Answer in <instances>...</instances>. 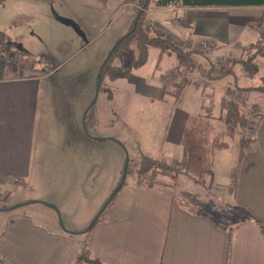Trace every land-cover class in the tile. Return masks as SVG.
I'll return each mask as SVG.
<instances>
[{"label": "rangeland", "instance_id": "1", "mask_svg": "<svg viewBox=\"0 0 264 264\" xmlns=\"http://www.w3.org/2000/svg\"><path fill=\"white\" fill-rule=\"evenodd\" d=\"M168 10L173 8L156 9L150 6L148 12L145 10L147 19L144 25L148 29L158 28L159 20L171 16L172 11ZM131 15V7L118 0H0V31H6L8 35L6 47L0 52L10 57L9 54L13 55L21 49L24 55L20 54L19 58L14 57L13 60L9 58L10 62L13 64L19 59L37 61L44 72L42 86L45 97L41 96L43 106L37 120L40 143L46 157L53 154L59 161L53 169L56 174L49 173L50 168L43 167L34 173L30 181H10L7 191L12 200L17 201L16 205H24L11 212H1L0 217L8 213L26 212L46 230L70 236L66 248H75L79 252L77 258L85 250L86 235L79 232L81 229L73 232L75 230L71 228L86 227L96 215L105 213L103 205L123 180L124 166L127 165L131 171L125 176L126 183L131 180V174H137L136 163L142 156L161 158L159 150L165 139L167 113L184 109L197 115L202 106H206L201 97H189L190 92L179 100L174 97L179 98L181 93L178 97L172 96L176 88L182 92L183 87L191 82L197 70L196 61L193 59L186 65H179L175 54H161L156 47L149 48L146 63L133 73L148 84L168 78L172 95L165 97L164 104L153 100L147 88L139 89L125 80L113 81L105 75L101 77L99 89L96 90L100 67L116 41L130 27ZM165 25L169 27L167 23ZM177 25L175 28L179 29ZM253 33L257 35L255 30ZM176 43L185 50L186 45H182L181 40ZM198 50L208 55L210 52L209 46H201ZM229 52L214 59L215 63L220 61L225 68H230L236 58L244 56L236 53L231 56ZM127 61L128 56L116 50L110 64L123 66ZM255 64L259 68L256 74H249L234 65L233 70L239 71L238 86L264 85V57H258ZM189 65H192L191 73L185 74ZM175 69L177 71L172 76ZM229 75L221 80L214 79L221 87L220 91H223L224 85L232 84ZM204 79L207 81L206 77ZM218 93L216 97L235 94ZM249 93L243 104L260 108L264 120V100L257 101L263 96L251 98L260 92L252 90ZM90 106L91 118L96 116L97 121L92 118L86 126L90 125V128H86L82 117L85 108ZM208 106L214 116L219 114L217 103L212 105L210 101ZM214 125L218 130L224 129L223 123L215 122ZM89 133L91 136H103L105 140L95 142ZM238 138L239 134L230 143V149L215 155L217 173L209 192L183 176L173 181L163 173L159 176L163 182L158 183L172 188L178 202L187 208L204 213L216 208L226 215V209L214 199L231 204L229 187L233 179L229 167L237 161ZM179 154L177 150V154L171 155V158L178 160L176 156ZM172 169L178 170L176 164ZM151 179L150 171H143L141 176L137 174L134 178L143 184H149ZM46 203L52 204L53 208ZM217 217L224 219L219 214ZM58 246L63 249V241ZM1 251L0 245V264L4 262ZM46 253L50 254V249Z\"/></svg>", "mask_w": 264, "mask_h": 264}, {"label": "crops", "instance_id": "2", "mask_svg": "<svg viewBox=\"0 0 264 264\" xmlns=\"http://www.w3.org/2000/svg\"><path fill=\"white\" fill-rule=\"evenodd\" d=\"M124 5L132 9L131 4ZM172 8L168 10L172 11L171 16L158 21V28L169 38L181 40L182 45H186L185 50L192 52L190 61H196L197 70L191 82L183 87L179 98H175L169 92L168 78L148 84L134 75L133 72L144 65L133 70L127 79L119 80H125L139 89L147 88L152 99L161 104L168 95L179 100L190 92L189 97L199 96L206 104L198 114L209 109L210 101L219 107L223 96L216 97L218 92L219 95L234 92V95L229 93L230 96L245 102V97L250 93L241 90L247 86L237 85L239 71L233 70L234 65L231 67L233 72L229 73L232 84L224 85L223 91H220L221 87L214 79L225 77H216L214 59L222 57L228 50L231 56L241 54L245 46L257 39L258 32L254 26L264 6ZM131 18L133 21V10ZM176 25L179 29L175 28ZM254 30L257 35L253 33ZM2 32L8 37L6 31ZM202 41L208 43L209 55L198 51ZM19 51L24 53L21 49L16 50ZM176 71L173 70L172 76ZM44 78L37 61L19 59L12 64L0 59V208L17 203L7 191L10 181H30L34 173L43 167L50 168L49 173L56 174L53 169L59 161L53 154L46 157L42 152L40 127L37 125L43 106L41 96L45 97L42 86ZM164 89L168 92L163 93ZM258 92L251 98L264 97V92ZM263 97L257 101L264 100ZM259 111L262 114V110ZM193 115L184 109L167 113L165 139L162 140L159 155L170 166L177 164L181 158V133L187 118ZM94 118L97 121V117ZM86 128H90V125ZM248 135L254 139L253 145L240 162L237 157L236 163L230 164L233 181L229 190L232 194L231 205L244 208L252 216L251 220L232 213L220 221L211 209L204 213L178 202L174 190L168 185L153 183L151 186L135 181L132 176L119 188L112 202L104 209L105 213L88 232L79 231L87 226L71 228L75 230L73 232L86 235L83 253L100 259L104 264H264V120H261L256 131ZM90 137L95 142L105 140L99 135ZM177 150L180 152L176 156L178 160H173L171 155L177 154ZM215 158L214 176L217 173ZM219 169L222 170V167ZM60 241H63V249L58 246ZM69 242L70 236L46 230L26 212L8 213L0 217L2 264H72L79 252L75 248L67 250ZM48 249L50 254L46 253Z\"/></svg>", "mask_w": 264, "mask_h": 264}, {"label": "trees", "instance_id": "3", "mask_svg": "<svg viewBox=\"0 0 264 264\" xmlns=\"http://www.w3.org/2000/svg\"><path fill=\"white\" fill-rule=\"evenodd\" d=\"M106 2L107 0H100ZM123 4H131L134 13L133 21L128 28L127 32L116 41L113 49L104 59L101 67V76L98 79L99 82L103 75L107 76L110 80L127 79L133 70L143 66L148 58V52L150 47H156L160 50V53L175 54L178 59L179 65H186L190 63V56L192 52L182 49L176 41L169 38V36L158 28H147L144 23L147 19L146 11L148 12L150 6L156 9H162L167 7L178 8H192V7H238V6H264V0H118ZM146 10V11H145ZM147 28V29H146ZM254 28L258 32V38L245 46L243 49V57H238L233 61V65H239L240 69L249 73L256 74L258 72V66L255 64V60L258 57H264V9L261 12L259 21L255 24ZM8 38L4 32L0 31V49L4 46ZM238 46V45H236ZM124 52L128 56V61L123 66L111 65V57L115 51ZM199 51V50H198ZM201 51V50H200ZM202 52V51H201ZM22 54L21 51L16 52L14 57ZM232 65V66H233ZM231 66V67H232ZM225 68L221 65L220 61L216 62L217 78H222L233 70ZM178 73L176 74V76ZM215 77V78H216ZM177 84V83H176ZM165 90V89H164ZM242 91H261L264 92V85L256 87H246L241 89ZM168 92L167 90L163 93ZM172 93L171 91H169ZM181 90L176 88L173 95L179 96ZM223 96L219 102L220 112L217 116H214L210 109H206L204 113L193 115L187 118L183 127L180 146L182 150L181 158L176 164L178 170L172 169V166L168 165L164 158H152L150 156H142L136 163V172L138 175H142L143 171H150L151 180L149 184L153 183L161 184L163 182L159 180V176H169L173 181L178 176H183L195 184L202 186L206 191H210L212 181L214 178V158L217 152L226 151L230 149L231 142H234L236 135L238 138V162H240L246 151L252 147L254 139L248 135V133L256 131L261 125V121L257 120V115H262L260 109L257 107H246L243 102L236 100V97ZM92 106L88 107L84 113V125H88V121L91 120ZM263 117V115H262ZM217 118V119H216ZM214 122V123H213ZM215 122L223 123L224 129L218 130ZM129 171L128 166H124V178L121 183H118L117 191L121 186L125 184V176ZM135 174V175H137ZM134 174H131L135 178ZM154 181V182H153ZM164 184V183H162ZM165 185V184H164ZM117 191L106 203L105 208L112 202ZM107 201V200H106ZM220 206L224 207L227 211L225 215L222 210L212 208V214L222 215L226 218L228 214L236 213L245 220H251L252 216L242 207L238 205L226 204L216 199ZM105 204V203H104ZM104 206V205H103ZM103 208V209H105ZM102 209V210H103ZM225 215V216H224ZM100 215L90 222V224L81 232H88L98 221ZM219 219V217H218ZM222 219H220L221 221ZM223 221V220H222ZM264 229V226H263ZM74 264H104L100 259L90 257L86 253H82Z\"/></svg>", "mask_w": 264, "mask_h": 264}, {"label": "built area", "instance_id": "4", "mask_svg": "<svg viewBox=\"0 0 264 264\" xmlns=\"http://www.w3.org/2000/svg\"><path fill=\"white\" fill-rule=\"evenodd\" d=\"M199 47H207L208 46V43L206 41H202L201 43H199L198 45ZM1 51V50H0ZM10 57H7V55L4 53V52H0V59H3L4 62H10V59L11 58L13 60V55L12 54H9ZM187 71H185V74H190L191 73V70H192V65H189L188 66V69L186 68ZM257 120H262L263 117L262 115H257L256 116Z\"/></svg>", "mask_w": 264, "mask_h": 264}, {"label": "water", "instance_id": "5", "mask_svg": "<svg viewBox=\"0 0 264 264\" xmlns=\"http://www.w3.org/2000/svg\"><path fill=\"white\" fill-rule=\"evenodd\" d=\"M101 70H102V67H100V71H99V74H98V79H99L100 76H101ZM99 84H100V82H99V80H98V82H97V84H96V85H97V87H96V90H97V91H98V89H99ZM98 140H101V139H98ZM116 191H117V188H116V190L111 194V196L107 199V201L105 202L103 208H105V206L107 205L106 203L110 200V198L114 195V193H115ZM25 204H26V203H25ZM22 205H24V204H18V205H14V206H11V207L0 208V210L10 211V210L15 209V208H17V207H19V206H22ZM46 205H47L48 207L53 208V205H52V204L46 203Z\"/></svg>", "mask_w": 264, "mask_h": 264}, {"label": "flooded vegetation", "instance_id": "6", "mask_svg": "<svg viewBox=\"0 0 264 264\" xmlns=\"http://www.w3.org/2000/svg\"><path fill=\"white\" fill-rule=\"evenodd\" d=\"M13 55H15V54H13ZM13 58H14V56H13Z\"/></svg>", "mask_w": 264, "mask_h": 264}]
</instances>
